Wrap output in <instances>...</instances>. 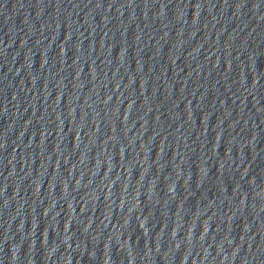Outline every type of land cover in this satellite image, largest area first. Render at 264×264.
<instances>
[{
	"label": "water",
	"instance_id": "water-1",
	"mask_svg": "<svg viewBox=\"0 0 264 264\" xmlns=\"http://www.w3.org/2000/svg\"><path fill=\"white\" fill-rule=\"evenodd\" d=\"M0 264H264V0H0Z\"/></svg>",
	"mask_w": 264,
	"mask_h": 264
}]
</instances>
